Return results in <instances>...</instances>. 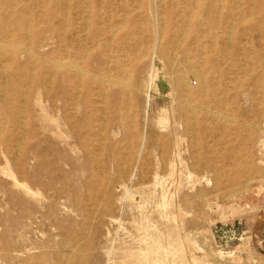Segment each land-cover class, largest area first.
Masks as SVG:
<instances>
[{"label":"rangeland","instance_id":"374dc122","mask_svg":"<svg viewBox=\"0 0 264 264\" xmlns=\"http://www.w3.org/2000/svg\"><path fill=\"white\" fill-rule=\"evenodd\" d=\"M0 42V264H264V0H0Z\"/></svg>","mask_w":264,"mask_h":264},{"label":"bare ground","instance_id":"6f19581e","mask_svg":"<svg viewBox=\"0 0 264 264\" xmlns=\"http://www.w3.org/2000/svg\"><path fill=\"white\" fill-rule=\"evenodd\" d=\"M196 1H197V0H196ZM194 5H195V4H194ZM194 5H193V6H194ZM219 8H220V7H219ZM27 31H28V30H27ZM27 35H28V34H27ZM3 39H4V38H3ZM4 40H5V39H4ZM29 41H30V40H29ZM16 45H17V44H16ZM16 45H13V46H16ZM7 46H8V45H7ZM7 46H6V47H7ZM21 46L23 47V45H21ZM3 47L5 48L4 44H1V42H0V48H2V50H3ZM18 47H19V46H18ZM9 48H10V49L12 48V49H11L12 51L15 50L14 47H9ZM9 48H8V50H10ZM26 49H27V48H26ZM28 49H29V48H28ZM16 50H17V48H16ZM29 50H30V49H29ZM0 51H1V50H0ZM22 52H23V53H26L27 56L30 55V54H33V53H30L31 51H28V50L26 51V50H25V47H24V49L22 50ZM2 53H3V52H2ZM35 55H36V54H34L33 56H35ZM28 57H30V56H28ZM33 58H34V57H33ZM63 60H64V59H63ZM65 61H66V60H65ZM67 61H68V60H67ZM52 63H53V65L55 66V68H56V67H65V66L68 67V64L65 63L64 61H61V60H60L59 62L55 60V62L53 61ZM74 64H75V63H74ZM4 65H5V64H4ZM71 65H72V64H71ZM7 66H8V63H7ZM7 66H6V67H7ZM69 67H70V66H69ZM4 69H5V68H4ZM71 69H72V68H71ZM73 69H74V68H73ZM77 69H79V67L76 68V71H77ZM74 70H75V69H74ZM79 70H80V69H79ZM79 72H80V73H81V72L84 73V69H83V71L80 70ZM80 73H79V74H80ZM82 75H83V74H82ZM97 79H98V78H97ZM120 81H121V80H120ZM107 82H109L110 84H114L115 79H113V78H112V79H107ZM115 83H116V82H115ZM188 95H189V94H188ZM192 105H193V104H192ZM151 254H152V253H151Z\"/></svg>","mask_w":264,"mask_h":264}]
</instances>
